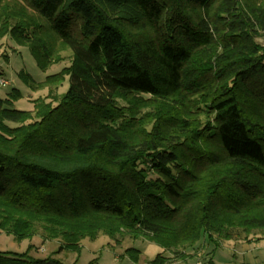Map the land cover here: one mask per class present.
Returning a JSON list of instances; mask_svg holds the SVG:
<instances>
[{
    "label": "trees",
    "instance_id": "1",
    "mask_svg": "<svg viewBox=\"0 0 264 264\" xmlns=\"http://www.w3.org/2000/svg\"><path fill=\"white\" fill-rule=\"evenodd\" d=\"M261 33L264 0H0V39L39 69L71 53L44 81L19 73L48 89L32 111L17 89L0 98V231L40 227L57 253L127 233L186 257L264 229ZM0 264L68 263L0 251Z\"/></svg>",
    "mask_w": 264,
    "mask_h": 264
},
{
    "label": "rangeland",
    "instance_id": "2",
    "mask_svg": "<svg viewBox=\"0 0 264 264\" xmlns=\"http://www.w3.org/2000/svg\"><path fill=\"white\" fill-rule=\"evenodd\" d=\"M5 10L7 6L2 12L6 13ZM257 40L264 47V33H261ZM60 57L64 59L63 62L54 64L47 70H41L26 47L17 45L8 36L0 39V77L10 82L9 85L0 88V98L9 97L13 89L20 90L21 97L15 101V108L32 111L33 101L46 97L48 89H33L29 83L19 77V73L22 71L28 73L36 82L44 81L46 77L58 73L70 64L69 51L60 52ZM68 87L69 81L66 78L56 94L65 93ZM198 120L205 121L206 118L200 114ZM232 234L234 239L224 240L214 237L216 242L203 238L195 247L196 249H190L187 246L178 248L179 253L188 254L186 257L183 254L164 252L153 241L127 233L117 235L115 239L99 233L95 240L84 239L79 253L67 250L57 253L62 242L47 241L39 227L34 237L21 241L0 231V251L28 253L35 258L54 256L68 264L74 262L89 264L93 260H97L99 264H153L158 254L170 258L167 264H264V229L246 232L236 228L233 229ZM130 248L140 251L137 261L127 255L126 251Z\"/></svg>",
    "mask_w": 264,
    "mask_h": 264
},
{
    "label": "built area",
    "instance_id": "3",
    "mask_svg": "<svg viewBox=\"0 0 264 264\" xmlns=\"http://www.w3.org/2000/svg\"><path fill=\"white\" fill-rule=\"evenodd\" d=\"M9 84L10 82L8 80H5L3 77H0V88Z\"/></svg>",
    "mask_w": 264,
    "mask_h": 264
},
{
    "label": "crops",
    "instance_id": "4",
    "mask_svg": "<svg viewBox=\"0 0 264 264\" xmlns=\"http://www.w3.org/2000/svg\"><path fill=\"white\" fill-rule=\"evenodd\" d=\"M20 91V90H19ZM33 110V109H32ZM28 111H31V110H28Z\"/></svg>",
    "mask_w": 264,
    "mask_h": 264
}]
</instances>
